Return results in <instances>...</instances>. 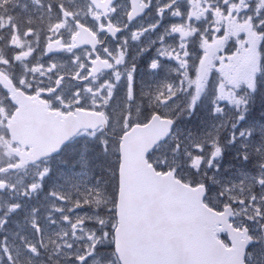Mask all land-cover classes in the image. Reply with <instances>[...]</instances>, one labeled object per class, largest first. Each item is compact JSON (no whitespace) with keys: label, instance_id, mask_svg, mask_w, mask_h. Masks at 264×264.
Listing matches in <instances>:
<instances>
[{"label":"rangeland","instance_id":"1","mask_svg":"<svg viewBox=\"0 0 264 264\" xmlns=\"http://www.w3.org/2000/svg\"><path fill=\"white\" fill-rule=\"evenodd\" d=\"M34 3L36 6L39 2ZM125 8L126 5L123 2L119 3L115 8L114 17L122 14ZM90 10L92 9L88 0H59L58 17L54 21L50 19L53 23H50L49 17L46 18V30H43L44 40L41 39V42L46 44L57 36H63L69 40L74 34L76 22L89 29H96L93 20L94 14ZM47 11L50 12L48 8ZM248 21L251 23V19ZM234 22H238V20L236 19ZM1 23L5 24L4 20ZM3 27L5 25L0 28V44L5 45L6 53L17 58L29 57L31 52L27 43H31L28 36L32 33L21 32V29L16 25H14V31H5L2 29ZM141 29L142 26L136 29L134 26L128 25L125 39L135 36V33L141 32ZM194 34L196 42L199 41V37L203 39L206 35L198 32ZM38 35L40 36V32ZM225 38L226 40L230 39L226 50V52H230V60H235L233 57L238 49L245 47L247 54L244 55V61L242 63L235 61L230 65L219 62L217 66H212L210 70L208 67L204 71L206 77L203 79H200L198 74L201 58L194 60V63H197V69L194 71L192 79L187 76L186 67L180 65L182 72L179 74L187 78L184 81L180 80L181 83H179V85H183L182 91L189 94V97L184 98L183 102L187 113L191 116L195 110H199L202 111V114L200 120H194L193 123L197 124V127L191 131L189 137L177 131L174 139L156 151V155L160 156V160L156 163L161 165L162 169L172 170L179 176L181 173L184 175V167L188 166L189 169H193L190 174L196 173L193 178L200 181L199 184L205 185L206 181L209 182L210 191L207 192L209 202L211 201L213 205H218L222 201L232 202L236 204L235 208L240 216L248 215V212L255 213L252 215V220H256L258 219L256 216L258 208L253 205V202L255 199H264V177L251 176L249 173L241 171L238 177L231 174L222 177L219 173H207L208 170H211L210 166L208 167L207 159L214 152L220 150L223 155L231 154L227 148L220 147L221 133L227 131L226 127H228L227 113L229 111L226 105L241 110L245 101L238 98L237 93H246L250 84L254 82L255 73L259 72L257 51L261 46L264 48V44H261L263 37L254 32L229 31L225 34ZM124 44L127 42L123 41L122 46ZM201 46L202 43L197 42L195 49L198 52L203 51ZM127 48L133 49L130 44H127ZM159 52L164 54L166 51L164 52L162 48ZM194 53L196 57L197 52ZM87 58L88 54L83 52L68 53L56 58L58 59L55 63L56 75L52 77H57L63 72L73 76L80 68L79 64H87ZM209 78L211 81L208 80ZM49 80L52 79L49 77ZM146 80H149V77ZM150 81L147 82V87L155 82V80ZM128 84L127 78H119L117 82H111L103 87L100 85V92L96 94L97 96L80 97L81 105L85 109L102 113V109L97 108L96 104L102 103L101 97H106L114 86L120 100V107L124 109L130 92V84L127 89ZM155 84L162 87L164 94L169 91L168 87L171 83L162 79ZM185 84H187L188 90H186ZM241 85H245L247 88L240 90ZM176 88L172 89L173 92L179 91ZM131 94L134 99L128 110L131 112L130 119L123 124L110 125V130L114 126V130L125 131L130 122L139 120L142 123L145 117L148 118L152 112L154 104L164 116H177L179 99L161 107L155 101L152 103L153 98L148 99L145 96L146 94L150 95L148 90L140 93L135 91ZM245 96H248V92ZM136 98H144L147 105L139 108L137 103L133 104ZM164 98L166 97H161V100ZM168 99L172 100L173 98L168 97ZM109 114H111V109H109ZM238 116V118L234 116L235 123H244L246 114ZM246 132H249L250 135H247ZM242 133V138H245V141H247V136L261 133L259 138L252 137L250 139L256 149V155L252 156V159L259 160L258 155L264 154V127L255 125L251 130H242ZM99 136L82 134L64 150L63 157L60 159L46 161L35 166L28 171V174L12 176L16 185V188L12 186V190L23 187V193L35 201L28 208L9 210L8 205L15 201L17 196H14L10 188L1 194L0 264H94V261H98V264H118L112 252L106 248L111 243V233L115 227L112 209L117 190L115 172L117 174L118 156H115V150L113 152L111 150L112 142L108 139H101ZM177 138L179 141L183 140L184 143L175 144ZM102 140L107 141V155H105ZM244 154L243 152V157ZM66 158H73L72 164L66 163ZM153 160L155 162L156 158L154 157ZM244 161L250 165L248 154L243 158L242 163ZM154 162L153 164L156 166ZM224 163V161L217 162L213 167L214 169L221 168ZM29 174L31 176H28ZM182 179L190 181L192 177L187 174ZM42 185L47 192L44 199L41 200L39 196L34 198L37 196L36 191L41 189ZM16 194H21L19 189ZM249 204L253 208L247 210Z\"/></svg>","mask_w":264,"mask_h":264},{"label":"water","instance_id":"2","mask_svg":"<svg viewBox=\"0 0 264 264\" xmlns=\"http://www.w3.org/2000/svg\"><path fill=\"white\" fill-rule=\"evenodd\" d=\"M114 0L93 5L106 11ZM132 16L136 15L139 0H130ZM72 42L75 48L98 45L95 37L77 26ZM114 34V33H111ZM60 41L46 47V54L61 53ZM91 76L103 68L97 60ZM27 126L10 124L7 130L13 139L19 132L30 145L28 162L19 168L58 155L62 148L83 130L104 128V117L94 112H76L64 117L44 116ZM172 123L154 117L144 127H134L126 133L119 146L118 197L116 203L117 227L114 231V250L120 264H242V256L249 246L247 237L229 225V209L222 215L208 210L202 203V187L191 188L174 180L171 174L156 173L146 161L155 146L170 135ZM106 130V129H105ZM0 184V190H3ZM227 233L229 248L216 236ZM246 235V232L243 233Z\"/></svg>","mask_w":264,"mask_h":264},{"label":"flooded vegetation","instance_id":"3","mask_svg":"<svg viewBox=\"0 0 264 264\" xmlns=\"http://www.w3.org/2000/svg\"><path fill=\"white\" fill-rule=\"evenodd\" d=\"M123 1L126 8L121 16L113 18L110 12L107 21L94 16L97 31L109 22L120 30L119 35L113 40L106 38L105 34H99L101 46L96 50V54L93 55L87 51L90 56L87 64H79L80 68L73 76L65 72L61 73L55 78L54 85L50 83L48 76L33 73L31 69L34 64L30 61L20 63L13 57L2 58L0 56V182L16 188L11 176L28 174L30 170L26 168L15 173L9 172L8 167L17 163L15 156H11L12 162L3 165V160L7 159L5 152L12 150L15 155H19L20 152L28 151V148L11 143L7 133L4 132L7 121L17 111V104L20 101L44 104L50 111L67 114L82 109L81 99L78 98L82 93L92 92L89 89L90 83L97 81L101 83L105 78L112 81L115 75L131 76L133 79L130 81L140 82L133 88L144 91L146 84L143 79L147 76L155 81L162 79L161 75L151 68L152 55L160 51L162 47L164 52L166 51L164 58L175 69L172 74L171 69L165 71L164 78H174L173 81L178 80L179 77L187 79L179 74L182 72V66L186 67L185 72L189 79H192L194 60L201 58L199 77L203 79L206 77L204 71L208 67L210 70L219 62L230 65L235 61L238 63L244 61L245 47H240L233 57L235 60H230V52H226L225 34L227 32L246 31L258 35L264 34V0H141L148 10L143 17L131 23L127 21L128 1ZM236 19L238 22H234ZM248 19H251V23ZM128 25H135L137 29L142 26L139 33H143L144 36H137L138 33H135L134 37L125 39ZM146 31L150 34L149 38L145 36ZM194 31L206 34L201 42L203 51H197L196 57L194 55ZM162 34H164L163 37ZM173 35L178 37L174 38ZM123 41L130 44L133 49H128L127 44L122 46ZM93 57L107 60L111 71L101 73L95 79L89 80L87 75ZM41 70L40 66L38 72ZM52 70L55 69L52 68ZM58 79L61 80L57 85ZM68 83L70 84L67 86ZM95 86L98 87V84ZM185 87L187 90V85ZM180 88H183V85ZM12 96H14L13 100H11ZM253 104L255 108L256 99ZM21 120H25L24 114L21 115ZM213 157L215 159V156L211 158ZM21 191L20 189L19 192ZM17 192L18 189L12 191L13 194ZM1 194L3 192L0 193V199H2ZM18 198L20 202H12L11 205L24 204L28 201L27 195H18ZM250 234L256 238L259 232L253 229Z\"/></svg>","mask_w":264,"mask_h":264},{"label":"snow or ice","instance_id":"4","mask_svg":"<svg viewBox=\"0 0 264 264\" xmlns=\"http://www.w3.org/2000/svg\"><path fill=\"white\" fill-rule=\"evenodd\" d=\"M157 67L158 65L156 63H153L151 65V68L154 70ZM161 95L162 93L156 95L154 97V101L155 103L160 104L161 107H165L166 102L161 100ZM133 99L134 96L131 94L130 91L127 97L128 102L125 104L124 109H121L120 100L117 96V93L114 90V86H113V90H111L106 97L105 96L101 97L102 103H97L96 107L102 109V115L104 117L102 121V123L104 124V128L101 129L102 132L110 125L123 124L125 123L126 120L130 119L131 112L128 110L131 108V101ZM109 109H111V114H109ZM128 126L131 127V124H129ZM101 142L105 149V155H107V141L102 140ZM94 264H98V261H94Z\"/></svg>","mask_w":264,"mask_h":264},{"label":"trees","instance_id":"5","mask_svg":"<svg viewBox=\"0 0 264 264\" xmlns=\"http://www.w3.org/2000/svg\"><path fill=\"white\" fill-rule=\"evenodd\" d=\"M261 113H264V112H261ZM262 114H260V117H262V119L264 120V116H261ZM249 121H250V119H249ZM116 173V172H115ZM192 180L194 181V178H192ZM108 250H110V249H108Z\"/></svg>","mask_w":264,"mask_h":264},{"label":"bare ground","instance_id":"6","mask_svg":"<svg viewBox=\"0 0 264 264\" xmlns=\"http://www.w3.org/2000/svg\"><path fill=\"white\" fill-rule=\"evenodd\" d=\"M79 210V209H78Z\"/></svg>","mask_w":264,"mask_h":264}]
</instances>
